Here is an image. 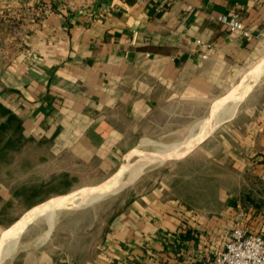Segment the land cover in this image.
Listing matches in <instances>:
<instances>
[{
    "label": "crops",
    "instance_id": "crops-1",
    "mask_svg": "<svg viewBox=\"0 0 264 264\" xmlns=\"http://www.w3.org/2000/svg\"><path fill=\"white\" fill-rule=\"evenodd\" d=\"M233 13L249 39L218 20ZM263 57L264 0H0V129L14 127L0 148V243L34 206L100 184L148 131L189 121V107H210ZM253 84L230 118L171 154L187 152L170 158L183 161L169 180L124 191L101 237L91 224L60 241L33 222L0 264H211L234 225L264 236V70Z\"/></svg>",
    "mask_w": 264,
    "mask_h": 264
},
{
    "label": "rangeland",
    "instance_id": "rangeland-1",
    "mask_svg": "<svg viewBox=\"0 0 264 264\" xmlns=\"http://www.w3.org/2000/svg\"><path fill=\"white\" fill-rule=\"evenodd\" d=\"M261 60L258 61L257 63H255L251 68H250V63L243 64L241 69H239L240 73L237 76L236 75L232 76V78L225 85V88L220 89L218 91H213L211 99H210L211 100L210 107L208 106V104L206 102L203 106L189 107V110H193V114L189 113V121H181V120L177 121V122L174 121L171 124L164 125L162 128H156V129L150 130V131H148L149 135H147L146 138L142 139L136 146L142 144L143 142L149 141V140L155 141L157 143H164V142H170V141H176V140L182 139V137H184V135L188 132L189 128L195 122H197L198 120H200V119L210 115L211 113H213L219 107V104L221 102L228 99L233 92L234 86H236V84L240 81V79L242 77H244L247 73L251 72V70H253L256 66H258V64L261 62ZM179 118L180 119H182V118L186 119V116L180 115ZM174 125H178V129H171ZM205 134H207V133H205ZM205 134H203V135H205ZM203 135H200L198 137H201ZM198 137H196V138H198ZM154 146L153 145H147V146L144 145L142 147L147 148V149L148 148L152 149ZM186 153L173 154L162 164L150 166L148 169H146L143 172V174H140L141 176L139 175V176L131 179L129 182H127L123 186L124 188L119 189L118 191H115V192L103 193L99 200H96V201L91 202V203L86 204V205H82L81 207L62 208V209L55 210L54 222L52 224V227H53V229H55L54 235L56 237V240L68 241V240H70L69 238L75 236V234H77V233H80V231L85 230L91 224H96L98 226L99 232H98L97 236L101 237V230H102L101 228H104L105 225L108 223V221H110L109 219H111L120 210H122V207L125 205L124 201L121 198V195H123L124 191L126 193V191H128L129 189L136 187V185H138L137 183H139L140 180L146 179L145 185H143L141 188H142V192L144 194H147L155 186L154 181H155V178L157 176L161 177V175H163L162 177L169 180L170 174H171V170H170L171 165H175L178 161H183L182 158L181 159L180 158L170 159V158L180 157L181 155L183 156ZM128 159H129V152L123 156L120 163L117 165L116 169H114V171H112V173L110 175H112L118 169V167L121 165V163L126 162ZM209 160L210 159L208 157L199 156L196 158V163H199V164H203V162L208 163ZM207 167L210 168V172L212 174L216 172V167L213 164H209V166H207ZM177 171L178 170L176 169L175 173H177ZM93 187H95V186L87 187L84 185L82 187H80V186L73 187V189H69V191H68L69 193L66 195H61L58 197L51 198V199L45 201L44 203H41L39 205L34 206L32 209L27 211L20 219H18L14 224H12L10 227H8L4 231L3 239H2L0 244L2 245V243L5 240L10 238V236L15 233L16 226H17L19 221L22 220L23 218H25L27 215H29L33 211H35L36 209H38L39 208L38 206L41 207L42 204H45L46 202H49L51 200L66 199V198L81 195L83 192H85L86 190L93 188ZM71 191H74V192H71ZM36 207H38V208H36ZM34 208H36V209H34ZM30 223H32V222H30ZM29 224H27V226ZM31 226L34 227L33 231L36 230V232H38L39 234L42 233L43 231L47 230L46 221L42 217L38 218ZM26 227L24 228V230L26 229ZM23 231H22V233H23ZM95 236L96 235H93V236L88 235L87 236L86 234H84L83 239H90L91 237L94 238ZM20 240H21V235L18 238V242ZM18 242H17V244H18ZM1 245H0V247H1Z\"/></svg>",
    "mask_w": 264,
    "mask_h": 264
},
{
    "label": "bare ground",
    "instance_id": "bare-ground-1",
    "mask_svg": "<svg viewBox=\"0 0 264 264\" xmlns=\"http://www.w3.org/2000/svg\"><path fill=\"white\" fill-rule=\"evenodd\" d=\"M264 70V58L251 72L247 73L234 86L231 96L221 102L219 107L210 115L195 122L182 137V139L164 143H157L149 140L132 148L129 151V159L121 163L118 169L106 180L97 186L90 188L81 195L66 199L51 200L39 207L25 218L20 220L16 226L15 233L5 240L0 247V263L16 249L18 238L24 228L30 222H35L38 218H44L48 228H51L54 222V213L57 209L81 207L99 200L103 193L115 192L121 189L131 179L142 174L150 166L163 163L173 152L179 149L184 143L200 135L208 133L215 129L222 121L230 118L238 103L242 100L247 91L254 85L260 73ZM182 132V131H181ZM155 145L152 149L142 146ZM64 212V211H63Z\"/></svg>",
    "mask_w": 264,
    "mask_h": 264
},
{
    "label": "built area",
    "instance_id": "built-area-1",
    "mask_svg": "<svg viewBox=\"0 0 264 264\" xmlns=\"http://www.w3.org/2000/svg\"><path fill=\"white\" fill-rule=\"evenodd\" d=\"M218 20L225 26L230 37H251L237 13L231 16L221 15ZM199 44L206 49L207 52L202 54V58H206L211 47L206 43ZM211 264H264V236L239 224L234 225L225 245L214 251Z\"/></svg>",
    "mask_w": 264,
    "mask_h": 264
},
{
    "label": "trees",
    "instance_id": "trees-1",
    "mask_svg": "<svg viewBox=\"0 0 264 264\" xmlns=\"http://www.w3.org/2000/svg\"><path fill=\"white\" fill-rule=\"evenodd\" d=\"M13 123H11L10 121H8L7 123V128L6 127H2L0 129V148L4 147V146H11L14 144L13 139L11 138L9 132H11L10 130L13 129ZM6 133V134H5ZM8 133V134H7ZM250 196L248 193H244L242 198H246L248 199ZM244 204V203H242Z\"/></svg>",
    "mask_w": 264,
    "mask_h": 264
}]
</instances>
